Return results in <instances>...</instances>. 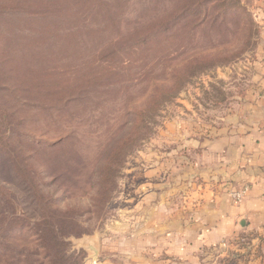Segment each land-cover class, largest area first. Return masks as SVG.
<instances>
[{
	"label": "rangeland",
	"instance_id": "374dc122",
	"mask_svg": "<svg viewBox=\"0 0 264 264\" xmlns=\"http://www.w3.org/2000/svg\"><path fill=\"white\" fill-rule=\"evenodd\" d=\"M0 8L8 10L0 18V264H51L44 233L61 264L132 263L129 236L119 253L123 211L152 167H175L187 141L249 96L264 0H0ZM45 11L37 24L23 17ZM239 235L234 253L212 251L202 264H250L256 237Z\"/></svg>",
	"mask_w": 264,
	"mask_h": 264
},
{
	"label": "crops",
	"instance_id": "0c3cea01",
	"mask_svg": "<svg viewBox=\"0 0 264 264\" xmlns=\"http://www.w3.org/2000/svg\"><path fill=\"white\" fill-rule=\"evenodd\" d=\"M258 66L240 109L187 141L175 167H152L129 201L117 234L119 253L126 236L133 241L130 264H202L212 251L234 253L233 240L248 232L259 250L249 262L264 264V50Z\"/></svg>",
	"mask_w": 264,
	"mask_h": 264
},
{
	"label": "trees",
	"instance_id": "16d2710c",
	"mask_svg": "<svg viewBox=\"0 0 264 264\" xmlns=\"http://www.w3.org/2000/svg\"><path fill=\"white\" fill-rule=\"evenodd\" d=\"M31 1H25V2H20V1H18L16 4L17 5H24V6H30L31 5ZM8 10L7 9H1L0 8V18H1V16H3L6 12H7ZM13 12H17L16 10H13ZM49 14V11H45L44 13H38V12H27V13H25L24 15H23V17H28V18H30L29 19V21L28 22H34V23H38V18H44V19H47L48 18V15ZM23 21H24V19H22ZM37 33H39V32H37ZM0 39H1V37H0ZM4 57H2V54L0 53V61L3 59ZM187 68H188V66H187ZM186 68V69H187ZM185 69H182V71H184ZM181 73H183V72H181ZM176 77V76H175ZM2 79L4 80V82L5 83H7V84H9V82L8 81H5L6 80V76H4V77H2ZM156 92V94L158 93V90H156L155 91ZM157 99V95H154L152 98H151V100H149V102L147 103V105H148V107H149V110L151 109V108H153V107H155V105H157V101H159V100H156ZM141 114H143V113H141V111H138V110H136L135 112H134V116H135V118H137V117H139L140 118V116H141ZM138 126V124H136L135 123V126L134 127H137ZM139 129H140V126H139ZM118 149H114V150H112V151H117ZM112 157V156H111ZM106 167H108V166H106L105 165V168ZM43 235V236H42ZM41 236H38V239H39V242L41 243L40 245H41V248L43 249V251L45 252V258L47 259V260H51V264H56V262H54V261H52V258H55L54 260H56L57 262H59V264H61L60 262H62L63 261V259H62V257H60V255L59 254H61V252H59V251H57L55 254H51L50 253V250L52 251V250H54V249H52V245L50 244V242H52L51 240H50V238H48V233H44V234H42ZM54 241V240H53ZM55 243V245L58 247H63V243H58L57 241L56 242H54Z\"/></svg>",
	"mask_w": 264,
	"mask_h": 264
}]
</instances>
